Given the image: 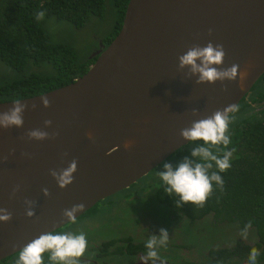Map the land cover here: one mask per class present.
<instances>
[{"label": "water", "instance_id": "obj_1", "mask_svg": "<svg viewBox=\"0 0 264 264\" xmlns=\"http://www.w3.org/2000/svg\"><path fill=\"white\" fill-rule=\"evenodd\" d=\"M209 41L226 52L217 67L238 64L247 72L242 81L197 83L198 73L179 67V56ZM263 74L264 0H129L119 32L84 74L19 99L27 105L23 126L0 127V208L12 213L0 221V261L72 221L65 209L83 204L77 218L146 175L190 142L182 129L236 107ZM14 103L0 102V112ZM29 130L59 135L29 139ZM73 159L74 181L61 188L50 170Z\"/></svg>", "mask_w": 264, "mask_h": 264}, {"label": "trees", "instance_id": "obj_2", "mask_svg": "<svg viewBox=\"0 0 264 264\" xmlns=\"http://www.w3.org/2000/svg\"><path fill=\"white\" fill-rule=\"evenodd\" d=\"M129 0H108L114 11V23L109 36L102 41L108 45L119 32ZM105 0H0V61L19 74L16 79L0 83V102L17 100L45 93L71 83L84 74L95 59H80L68 44H54L37 14L67 21L75 27L83 26L90 17L105 13ZM253 85L236 106L241 119L227 131L230 144L212 145L210 149L223 156L224 151L235 149L231 167L221 172L223 189L212 181L213 191L203 207L183 203L180 197L169 195L166 184L158 193L160 199L179 210L188 224L213 228L223 223L228 229L242 233L251 221L247 232L253 231L254 242L246 238L237 240L230 248L210 251L213 264H250L248 257L253 247L259 250L256 264H264V84ZM254 90V92H252ZM247 98V99H246ZM243 114V116L241 115ZM182 146L177 157L186 152ZM204 163L198 158L192 165ZM208 169L211 176L217 172L215 161ZM212 213L211 219L206 214ZM220 230V229H219ZM1 264V263H0Z\"/></svg>", "mask_w": 264, "mask_h": 264}, {"label": "clouds", "instance_id": "obj_3", "mask_svg": "<svg viewBox=\"0 0 264 264\" xmlns=\"http://www.w3.org/2000/svg\"><path fill=\"white\" fill-rule=\"evenodd\" d=\"M45 13L40 12L36 18L42 19ZM212 29H209L211 34ZM226 52L223 44H214L209 41L206 46H195L190 48L185 54L179 56V67L182 69L186 66H190V71L193 74H199L197 83H215L216 81L223 82L225 79L235 81L239 75L242 81L247 72H240L239 65L233 64L227 69H220L217 66L222 65ZM200 61L198 63L197 61ZM225 90H227L225 86ZM43 104L45 107L49 106L50 101L45 96L43 97ZM35 107V105H33ZM27 105L21 103L19 99L15 100L14 106L6 112H0V127H22L23 116L22 113L26 110ZM236 111L234 105L229 106L223 111H216L213 116L206 119H200L194 121L192 126L181 130V136L190 140H202L205 144L221 145L223 144L224 149H227L230 144V138L226 135L229 127V118L226 115L227 112ZM196 110H193L195 114ZM46 125H51V120H45ZM29 139L44 140L50 137L58 136V132L51 134L40 131V130H29L27 133ZM89 138L94 140V137L89 133ZM132 141L125 142V148H130ZM235 149L224 151L223 156L215 154L208 147H197L192 150V156L200 157L204 163H196L192 166V162L185 157L184 162L180 163L179 166L174 170L171 163L165 162V171L160 172L159 176L161 180L167 185L165 191L171 195L172 193L177 194L180 200L177 201V207L183 203H192L203 207L208 197L213 191L212 181L223 189L224 180L220 175L221 172L227 171L231 167V157ZM25 155H28L25 153ZM64 155H67L65 153ZM212 161H215L217 172H213L211 176L208 174V169L212 168ZM78 161L73 159L70 161L68 167L63 168L59 171L51 169L50 174L56 179L58 185L61 188L66 187L74 181V175L77 171ZM18 186L13 189L12 195L15 196ZM45 195H49L47 188L43 189ZM25 203L32 204L30 200H25ZM84 208L83 204L74 205L72 209H65L64 215L71 218L72 222L75 223L74 213L77 210ZM26 215L31 217L34 215V211L31 207L26 210ZM12 219V213L5 208H0V221H10ZM251 227V221L245 227V230L241 233L245 238L248 235L247 229ZM161 238L159 241L155 237L149 239L146 244L148 249L147 255L144 257L145 264L147 260H156L159 257V253L156 250L157 243L163 247L167 246L169 239L168 230L165 228L160 229ZM87 240L84 233L79 235L69 234H53L47 233L42 234L38 238H35L28 244H26L19 252V258L16 264H43V254L51 250L53 261L59 260L65 262V264H77L76 258L82 257L87 249ZM259 250L255 247L251 249L248 260L250 264H256L257 257L259 256ZM161 264H166L165 261H161Z\"/></svg>", "mask_w": 264, "mask_h": 264}, {"label": "flooded vegetation", "instance_id": "obj_4", "mask_svg": "<svg viewBox=\"0 0 264 264\" xmlns=\"http://www.w3.org/2000/svg\"><path fill=\"white\" fill-rule=\"evenodd\" d=\"M105 46V42L101 41L89 58L96 59L98 51ZM241 115L243 116L242 113ZM176 152L170 156L177 157ZM195 162H192V165ZM163 184L165 183L161 180L151 186L141 198L132 194L126 198L106 202L107 198H112L121 191L119 190L99 200L78 216L75 221L80 218L88 220L71 233L73 235L84 233L88 246L84 255L76 258L77 264H145L147 241L153 237L159 241L161 228L168 230L167 246L163 247L157 243L156 250L160 258L149 259L147 264H161L162 260L166 264H213V259L209 256L210 251L233 247L237 240H240L236 238L231 245H225L223 241L230 238L235 231L228 229L222 222L215 230L201 224H188L179 210L160 199L165 195L158 193V188ZM98 204L102 205L101 213L94 209ZM212 216V213L206 214L208 220ZM71 222L50 233L67 227ZM17 253L6 257L0 263L16 264L17 259L12 257ZM45 253L43 264H65L63 261H53L51 250Z\"/></svg>", "mask_w": 264, "mask_h": 264}, {"label": "rangeland", "instance_id": "obj_5", "mask_svg": "<svg viewBox=\"0 0 264 264\" xmlns=\"http://www.w3.org/2000/svg\"><path fill=\"white\" fill-rule=\"evenodd\" d=\"M105 3L106 5H105L104 15L102 17L100 16L90 17L88 21L81 27H75L74 25L70 24L67 21L57 20L56 18H52V17H43L42 19H40V22L42 23L43 27L48 31L52 43L68 44L76 50L80 59L89 58L95 52L96 47L101 43L102 39L109 36V33L111 32L113 27L114 11L112 7L109 5L108 0H105ZM18 76L19 74L17 72L10 69L2 61H0V83L9 82L13 79H16ZM262 84H264V74L261 76L258 85L260 86ZM252 92H254V90ZM249 93L247 94V98L249 97ZM228 118H229V127H228V131H229L232 128V126L237 122V120L241 119V117L238 113H233L229 115ZM184 146H186L185 148L186 152L179 155L180 157H175V155H173L172 157L170 156L167 161L168 163H171L174 170L179 166L180 163L184 162L185 157H187L191 162H194L198 158H200L197 156H192L191 153L194 148L200 146L210 148L212 145L205 144L204 141L202 140H196V141H190L188 144ZM165 162L166 160L161 164H159L158 166H156L148 174L137 180L134 184L121 190L118 194H116L112 198H107L106 202L108 200L114 201L121 198H126L132 194L139 195V198H141V195H144L146 192H148V189L151 188V186L161 181L159 173L165 171L164 168ZM94 209L98 210V212L101 213L102 205L98 204L97 206H95ZM77 220L78 221H75V223L71 222L68 224L67 227H63L53 232V234L73 235L71 232L74 229L80 227V225H82L83 223H86L88 219L84 218L83 220L80 218ZM236 238L244 239V236L241 233L233 232L230 238L224 240L223 243L225 245H231L233 241L236 240ZM255 239H256L255 237L253 238V231L252 230L248 231L246 240L249 243H252L254 242ZM45 256L46 253L43 254V259L45 258ZM12 258L18 259L19 252L17 253V255H15Z\"/></svg>", "mask_w": 264, "mask_h": 264}]
</instances>
